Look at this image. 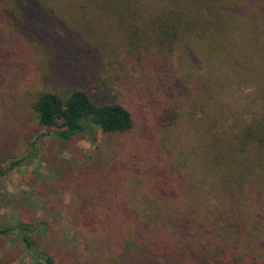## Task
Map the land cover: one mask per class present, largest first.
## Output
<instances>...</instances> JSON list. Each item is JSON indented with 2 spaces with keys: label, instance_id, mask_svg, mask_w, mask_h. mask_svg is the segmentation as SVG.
<instances>
[{
  "label": "trees",
  "instance_id": "trees-1",
  "mask_svg": "<svg viewBox=\"0 0 264 264\" xmlns=\"http://www.w3.org/2000/svg\"><path fill=\"white\" fill-rule=\"evenodd\" d=\"M79 1L67 2L88 6ZM97 1L129 24L127 33L142 25L151 39L135 59L141 95L159 105L153 124L137 126L109 90L52 89L58 81L43 72L57 40L47 0H0V105L20 92L63 143L82 134L96 143L97 130L108 136L68 168L63 206L87 256L65 252L61 263L264 264V0ZM136 128L132 141L117 138Z\"/></svg>",
  "mask_w": 264,
  "mask_h": 264
},
{
  "label": "rangeland",
  "instance_id": "rangeland-1",
  "mask_svg": "<svg viewBox=\"0 0 264 264\" xmlns=\"http://www.w3.org/2000/svg\"><path fill=\"white\" fill-rule=\"evenodd\" d=\"M67 1L47 0L44 4L47 26L57 35V40L49 47L51 51L49 57H45L43 70L45 76L58 81L52 89L79 87L92 96L109 90L130 107L137 126L145 121L153 124L156 114H160L159 105L141 95L145 86L144 72L139 59H135L140 48L151 41L141 31L144 26L131 28L127 33L129 24H121L119 14L107 8V1L81 0L79 2L88 5L83 9H76ZM123 15L122 12L120 16ZM28 77H34V73ZM21 96L18 91L8 92L5 98L12 103L7 108L0 105V168L7 170L0 176V264H45L39 260L37 255L40 254L50 255L57 264H62L65 252L74 259L76 252L82 261L87 256L86 250L73 238L64 209L65 203L71 200V195L65 193V182L70 179V164L75 165L76 160L89 155L108 140V136L97 130L96 143L83 134L75 136L68 144L63 143L53 134L49 135L50 129L39 125L32 107L25 105ZM61 124L59 127L63 128ZM139 132L136 128L117 138L130 142ZM17 160L23 163L9 169ZM63 172L68 174L65 181L62 185L56 184ZM75 179H71L72 186ZM38 186L49 197V207L61 206L58 211L53 212L48 205H43V192H37ZM26 226L31 227L29 231H23ZM36 226L39 229L35 230ZM25 237L36 243L33 249L28 248Z\"/></svg>",
  "mask_w": 264,
  "mask_h": 264
}]
</instances>
